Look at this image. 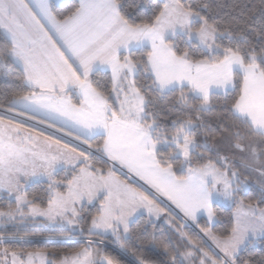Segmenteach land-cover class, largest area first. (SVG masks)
I'll return each instance as SVG.
<instances>
[{
    "label": "snow or ice",
    "instance_id": "snow-or-ice-1",
    "mask_svg": "<svg viewBox=\"0 0 264 264\" xmlns=\"http://www.w3.org/2000/svg\"><path fill=\"white\" fill-rule=\"evenodd\" d=\"M0 199V264H264V0H0Z\"/></svg>",
    "mask_w": 264,
    "mask_h": 264
},
{
    "label": "trees",
    "instance_id": "trees-1",
    "mask_svg": "<svg viewBox=\"0 0 264 264\" xmlns=\"http://www.w3.org/2000/svg\"><path fill=\"white\" fill-rule=\"evenodd\" d=\"M17 119H22L25 124H34L35 123L34 121L28 120L27 118L17 117ZM37 125L38 124H36L35 126L37 127ZM38 126H42V125H38ZM42 127H44V126H42ZM60 135L63 136V134H60ZM67 138L71 139L70 137H67ZM3 206L4 205H3L2 199H0V207H3ZM93 211H94V209H93ZM220 214H221L222 219H226L229 215V212L225 211L222 208V209H220ZM204 220L201 221V226H203ZM157 223L159 224L161 222H157ZM190 225H191V233L192 234H194V235L198 234L202 239H206V237L203 236V234L200 232V229L198 227H196L195 224H190ZM165 228H167V225H165ZM85 229H86V226H85ZM216 230L220 231L221 229L218 228ZM185 231H189V229H185ZM85 236H87L86 230H85ZM82 246H83L82 244H77V243L65 244V243L61 242L60 240L41 239L39 237L25 245V247H28L29 249H56L58 252V255H63L64 253L68 252L69 250H75V249H78ZM113 247H114L113 245L109 244V246H108L109 251H111L113 249ZM256 251L259 252V249H256ZM258 258H259V256L254 257V259H258Z\"/></svg>",
    "mask_w": 264,
    "mask_h": 264
},
{
    "label": "crops",
    "instance_id": "crops-1",
    "mask_svg": "<svg viewBox=\"0 0 264 264\" xmlns=\"http://www.w3.org/2000/svg\"><path fill=\"white\" fill-rule=\"evenodd\" d=\"M136 182L139 183L140 185H142L143 187L147 188V186L146 185H143V182L142 181H139L138 178H136ZM161 199H163V198H161ZM204 219L206 220V217Z\"/></svg>",
    "mask_w": 264,
    "mask_h": 264
},
{
    "label": "built area",
    "instance_id": "built-area-1",
    "mask_svg": "<svg viewBox=\"0 0 264 264\" xmlns=\"http://www.w3.org/2000/svg\"><path fill=\"white\" fill-rule=\"evenodd\" d=\"M37 127H41V126H38V125H37ZM45 130H47V129H45ZM57 135H60V134L57 133ZM61 136H62V135H61ZM62 138H64V139H69V138H67V137H63V136H62ZM69 140H70V139H69Z\"/></svg>",
    "mask_w": 264,
    "mask_h": 264
},
{
    "label": "rangeland",
    "instance_id": "rangeland-1",
    "mask_svg": "<svg viewBox=\"0 0 264 264\" xmlns=\"http://www.w3.org/2000/svg\"><path fill=\"white\" fill-rule=\"evenodd\" d=\"M181 215H182V214H181ZM158 222H159V221H158ZM188 223L192 224V222H190V221H189ZM201 233H202V232H201ZM202 234H203V233H202ZM203 236H204V234H203ZM209 243H210V242H209Z\"/></svg>",
    "mask_w": 264,
    "mask_h": 264
}]
</instances>
